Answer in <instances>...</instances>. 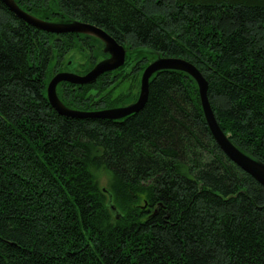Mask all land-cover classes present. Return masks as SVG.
<instances>
[{"label":"trees","instance_id":"trees-1","mask_svg":"<svg viewBox=\"0 0 264 264\" xmlns=\"http://www.w3.org/2000/svg\"><path fill=\"white\" fill-rule=\"evenodd\" d=\"M16 2L103 28L127 48L121 70L140 75L155 53L192 62L221 128L264 161V0ZM85 49L108 56L99 38L39 29L0 0V264H264V185L213 136L196 81L158 71L124 118L64 116L47 87ZM91 88L63 81L58 94L93 109Z\"/></svg>","mask_w":264,"mask_h":264},{"label":"water","instance_id":"water-1","mask_svg":"<svg viewBox=\"0 0 264 264\" xmlns=\"http://www.w3.org/2000/svg\"><path fill=\"white\" fill-rule=\"evenodd\" d=\"M16 16L39 29L52 33H84L99 38L104 44V52L108 53L104 59L98 61L94 67L85 75H79L74 71H62L56 73L50 80L47 87V96L51 105L58 113L70 117H100L105 119H121L140 110L146 103L149 95L150 80L158 71L175 70L191 76L197 83L201 104L209 128L227 156L232 159L240 168L256 178L264 185V161H260L251 154L241 150L233 143L229 135L221 128L211 102L208 97L209 83L199 68L185 58L178 56H162L155 53L156 57L145 67L140 83L138 99L130 104L108 109L86 111L68 107L57 93V85L62 81L76 84H87L97 80L104 72L114 70L123 66L126 61L127 48L117 42L103 28L81 20H60L51 21L40 18L23 9L16 0H1Z\"/></svg>","mask_w":264,"mask_h":264},{"label":"flooded vegetation","instance_id":"flooded-vegetation-1","mask_svg":"<svg viewBox=\"0 0 264 264\" xmlns=\"http://www.w3.org/2000/svg\"><path fill=\"white\" fill-rule=\"evenodd\" d=\"M85 51H88V54H86V55H90V56L86 57ZM106 54H108V53H106ZM106 56L107 55L98 56L95 58V61L93 62L94 56L91 54V52L88 49H85L84 52L71 51L68 54L64 55L61 58V60H58V62H56V64H59V67L55 68V66H54V73H53L52 77L58 72L68 71V70L74 71L79 75H85L94 67V65L99 60L104 59V57L106 58ZM108 56H109V54H108ZM126 63H127V53H126L125 64ZM148 64H149V62H148ZM123 66H120L119 69L116 68L114 70L104 72L100 76H102L103 74H109L108 75L109 77H113L121 70V67H123ZM144 69L142 70L141 74L139 75V69L135 68V64L132 62L129 63L128 65H126L121 70L123 73V76L116 78L117 81L115 83L111 84L110 86H108L106 89L98 88L96 85H94V83L98 80V78L100 76L97 78V80L95 82L87 83V84H78L80 86L88 85V84L92 85L90 95H91V98L93 100L92 104H95V107L93 109H86V111H96V110L108 109V108H113V107H119V106H123V105H127V104L135 102L138 99V97L136 98V100L125 103V104H121V105L115 104V103L119 102V100L116 99V97H118L119 95L127 94L130 97H132V96H134V94L135 95L138 94V96H139L141 76H142ZM136 78H140L139 81H137ZM64 82H66V81H64ZM68 83H70V82H68ZM59 84L57 85V93H58ZM71 84H76V83H71ZM111 90L113 92L110 95L109 93H111ZM107 93H108V95H107ZM96 94H100L99 97H94ZM110 102H113L114 104L113 105H107ZM74 109H79V108H74ZM80 110H85V109H80Z\"/></svg>","mask_w":264,"mask_h":264},{"label":"rangeland","instance_id":"rangeland-1","mask_svg":"<svg viewBox=\"0 0 264 264\" xmlns=\"http://www.w3.org/2000/svg\"><path fill=\"white\" fill-rule=\"evenodd\" d=\"M100 61V60H99ZM102 182H101V184L103 185V186H105L106 185V183H107V177H102Z\"/></svg>","mask_w":264,"mask_h":264}]
</instances>
